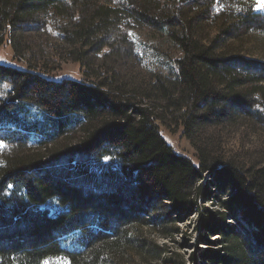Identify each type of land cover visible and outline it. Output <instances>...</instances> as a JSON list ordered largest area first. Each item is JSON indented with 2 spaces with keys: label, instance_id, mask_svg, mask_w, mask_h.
I'll list each match as a JSON object with an SVG mask.
<instances>
[{
  "label": "trees",
  "instance_id": "obj_1",
  "mask_svg": "<svg viewBox=\"0 0 264 264\" xmlns=\"http://www.w3.org/2000/svg\"><path fill=\"white\" fill-rule=\"evenodd\" d=\"M254 32V0H0V43L28 63H0V264H147L139 229L198 214L213 231V193L219 224L240 217L255 242L230 228L201 259L264 264V61L229 52ZM56 61L84 79L49 78ZM169 119L188 140L241 121L263 139L244 163L195 142L197 165L163 138Z\"/></svg>",
  "mask_w": 264,
  "mask_h": 264
},
{
  "label": "rangeland",
  "instance_id": "obj_2",
  "mask_svg": "<svg viewBox=\"0 0 264 264\" xmlns=\"http://www.w3.org/2000/svg\"><path fill=\"white\" fill-rule=\"evenodd\" d=\"M254 2L256 10L264 12V8L258 5L257 0H254ZM242 39L243 41L231 43L233 45L230 47L229 52L242 55L243 57L246 56L250 60L264 61V33L254 32L250 37ZM34 44L36 48L45 47L43 40H38ZM0 63L23 71L28 69L27 61L17 57L10 42L5 39L0 43ZM54 64V66L50 67L52 70L48 71L47 75L49 78L56 81L70 79L77 82L84 79L79 65L61 63V61H56ZM156 123L165 141L178 154L190 158L197 165L199 162L198 153L194 145L195 142L197 146L202 148L206 144L210 155L212 154L211 158L220 159L223 162L244 163L248 161L256 144L263 139L253 125L242 121L233 128H210L211 130L207 128L197 134L196 141L188 140L183 136L182 123H178L175 119H169L166 123H161L160 121ZM68 137L71 138V136ZM67 143L70 144L72 142L67 141ZM205 178L210 182L213 180L207 174ZM212 191L214 192V190ZM213 196L215 197L214 201L210 199L208 203L203 205L207 211L205 215L209 217L211 214L214 215L217 222L215 224H218L213 231H203L199 235L198 214H193L185 221L175 225L171 222H164L163 224H155L139 229V236L152 243V250L162 251L161 256H158V258L156 256L158 252L146 255L147 264H209L204 262L200 255L206 251L218 252L220 253L219 255H224L223 251L227 246L226 242H230V237L227 238L224 234L230 228L234 229L244 239L254 240L255 242V237L251 234L253 227L246 226L240 217L237 220L228 219L224 225L219 224L220 220H222L219 215L226 214V211L221 206V196L214 193ZM224 197L226 198L227 195H224ZM227 226L228 228H225ZM132 261L136 264L143 263L142 259L135 255L132 257L127 256L122 262L131 264ZM57 264L66 263L61 261Z\"/></svg>",
  "mask_w": 264,
  "mask_h": 264
},
{
  "label": "snow or ice",
  "instance_id": "obj_3",
  "mask_svg": "<svg viewBox=\"0 0 264 264\" xmlns=\"http://www.w3.org/2000/svg\"><path fill=\"white\" fill-rule=\"evenodd\" d=\"M257 2L261 8H264V0H257Z\"/></svg>",
  "mask_w": 264,
  "mask_h": 264
}]
</instances>
